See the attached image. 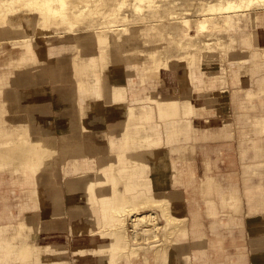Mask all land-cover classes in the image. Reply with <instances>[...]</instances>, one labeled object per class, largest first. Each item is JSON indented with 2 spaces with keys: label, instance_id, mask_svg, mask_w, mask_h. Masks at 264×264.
<instances>
[{
  "label": "bare ground",
  "instance_id": "bare-ground-1",
  "mask_svg": "<svg viewBox=\"0 0 264 264\" xmlns=\"http://www.w3.org/2000/svg\"><path fill=\"white\" fill-rule=\"evenodd\" d=\"M30 30L35 34H29ZM142 30L147 31L150 36L147 40L153 44L154 50L140 58L127 47L139 46L133 45L132 39ZM16 31H21V35L16 36L12 44L7 40L10 37L0 38V47L6 43L0 55V65L5 75L15 76V71L21 68L20 63L27 58L22 49L44 55L47 53L45 45H48L53 53V75L70 71L83 97L93 93L100 99L105 98V101L112 100L116 105L114 108L125 106L127 111L115 160L96 172L83 188L89 195L91 219L70 227L72 232L86 230L99 234L108 238V242L101 246L76 247V251H90L100 264H124V255L134 260L140 250H144L146 260L147 254L154 252L155 242L162 235L169 239L178 237V240L184 237L181 229L186 225V215L180 198L176 200L175 191L169 190L176 186L179 169L166 147H172L171 151L178 150L181 145L169 146V143L181 137L196 139L200 126L207 127L206 117L194 120L196 115L202 117L207 113V105L197 106L194 101L202 100L199 97L202 94L209 99L225 94L219 88V83L223 81L219 70L223 64L230 67L225 70L237 78V81H232L239 85L240 90L247 87L236 95L242 100L239 108L254 109L255 98L264 100V45L261 44L264 0H0V33ZM68 45L71 54L69 63H66L62 55L69 52L63 50ZM162 47L169 48L166 54L159 52ZM39 61L37 59L35 62ZM36 63V68L30 72L35 76L41 72ZM168 66L173 70L165 74L170 72L181 90H172L167 94L149 91L155 87L157 80L162 85V70ZM112 75L118 77L114 78L115 83H111ZM252 77L255 81L253 84ZM241 81L245 83L241 84ZM204 83L208 89L200 87ZM129 92L132 102L139 104L145 97L159 98L155 105L140 104L152 111L158 109V116L179 111L183 118L165 117L173 123L166 121L162 129L153 121H140L143 116L134 112L135 104L117 100ZM150 113L144 116L152 118ZM246 118L249 120L242 122L245 124L249 121L250 126L256 125V132L264 136V114L254 113ZM22 126L26 127L25 123ZM192 126L194 135L190 128ZM20 138L25 139L24 134ZM52 139L42 135L33 139L31 155L35 172L39 168L40 172L57 171L59 156L58 150L52 146ZM65 147L63 155L67 158L84 154L82 144ZM210 162V159L206 160L208 172ZM248 165L255 167L257 172L264 168L263 162ZM188 169L196 175L191 163ZM208 172L202 180L206 189H222L224 185ZM149 173H158L159 179L148 178ZM33 178H36L35 174L30 176V183ZM147 180L156 184L146 183ZM47 181L50 189L55 188L56 194L52 200L58 204L57 183L52 178ZM33 183H36V179H33ZM231 187L233 189L221 196V202L227 208L237 209L241 199L237 196L236 185L232 184ZM81 188L78 180L69 183L72 193ZM33 199L37 209V196H33ZM175 203L180 204L184 219L173 214L171 205ZM156 207L161 209V215L155 211H145ZM160 220L166 221L165 227ZM39 221L36 212L35 233L40 231ZM53 228L51 225L48 227ZM41 243L36 241L33 246L25 248L20 254L22 260L27 261L34 253L35 263L42 264L43 260L38 256L44 251L48 254L45 264H55L58 256L52 254L50 245ZM3 247L0 244V250ZM170 251H175L174 247ZM125 264H131L130 260L126 259Z\"/></svg>",
  "mask_w": 264,
  "mask_h": 264
},
{
  "label": "crops",
  "instance_id": "crops-1",
  "mask_svg": "<svg viewBox=\"0 0 264 264\" xmlns=\"http://www.w3.org/2000/svg\"><path fill=\"white\" fill-rule=\"evenodd\" d=\"M70 54L69 51L62 55L66 63H69ZM40 66L43 67L44 72L40 76L36 75L38 77L34 76L35 83H31L34 77L27 75L28 70L33 66L27 65L16 70L17 73L13 79H16L18 83L11 81L8 86L15 91L6 96L0 93V137L5 131L13 132L16 126L2 123L4 100L9 108L8 119L19 125L25 123L33 137L42 135L53 138L52 146L58 150L59 156H57V171L51 173L41 171L36 174L32 167L31 173V168L25 166L24 169V164L27 162L33 164L32 155L21 153L12 155V152L4 148L3 143L1 144L3 141L0 140V189H3L4 185L10 187L7 189L8 192L0 194V244L4 245L0 250V264H35L34 256L32 260L24 261L20 254L25 248L33 246L36 241L42 242L44 246H51L52 254L59 257L54 260L55 264H100L98 258L90 251L79 254L75 248L92 244L101 246L108 242V238L91 234L86 230L72 232L70 227L71 225L79 226L91 219L88 208L89 195L83 188L88 179L94 178L96 172L115 160L127 111L125 106L120 105L114 108L116 105L112 100L105 101L93 93L83 97L77 82L69 74L70 71L53 75L55 65H51L50 58L47 56L42 59ZM59 66L60 72L61 65ZM111 78V83H115L114 78L118 77L112 75ZM2 79L0 69V88L4 82ZM251 81L252 84L255 83L253 77ZM169 84L158 87L162 94L170 93L172 87ZM164 88L169 89L164 91ZM14 96H17V99ZM240 103L242 100L237 101V104L240 105ZM260 104L264 107V100L260 101ZM207 109V112L213 111L214 114H218L215 105H207ZM159 120L156 118V121L159 122ZM238 120L240 121V124L237 122L238 149L244 176L241 197L244 202L247 199L248 217L241 218V215H235L239 212L231 211L233 209L227 208L221 202V196L233 189L231 185L237 182L235 172L228 164L229 160L226 162L227 168L223 170V164L222 161H218L217 152L211 155L199 154L198 159H194L195 163H192L196 175L188 172L184 186L169 189L171 192L175 191L176 200L179 196L183 201L186 225L181 230L184 231L185 236L178 240V237L169 239L168 236L162 235L163 240L158 239L161 245L156 241L154 252L148 253L146 260L143 256L144 250H140L134 256V260L124 255L122 257L124 264L126 259H129L131 264H264V177L253 178L244 169L246 164L264 163V136L256 134V129L250 128L249 121L245 125L240 119ZM242 120L249 119L242 117ZM243 124L244 128H242ZM118 126L120 127L117 129ZM232 127L231 129L234 130V126ZM231 129L228 123L209 124L207 127L199 128L196 139L181 137L169 143V146H185L182 142L190 140H194L195 143L219 139L230 140L234 138L230 135ZM76 144L83 145V155L70 158L63 155V148H67L65 146L73 147ZM224 147L227 146H216L218 149H224L225 152ZM207 159L217 164V166L212 165L214 168L212 173L206 170ZM206 172L214 175L222 185H229V187L206 189L202 182ZM34 174L36 175V178H33L36 179L35 184L33 179L31 183L29 181L30 176ZM262 174L264 175V172ZM50 178L57 183L58 204L52 200V196L56 193L54 194L55 188H53L54 191L50 189L47 181ZM249 178L252 184L250 192L246 191V180ZM76 180L82 188L72 193L69 191V183ZM260 185L262 187H259ZM16 186L21 188V194L20 201L14 204L13 197L18 196L15 195L14 187ZM33 196H37V209L34 207ZM249 197H251V203H249ZM171 208L173 214L179 217L181 212L179 205L175 203L171 205ZM244 209L245 203L242 205V211ZM145 211H155L161 215L159 207ZM36 212L40 217L38 223L40 231L35 233ZM240 221L242 224L238 223ZM159 222L166 226L165 220ZM50 225L54 228L48 229ZM188 239L191 242L190 247L184 243ZM227 240L230 241L232 248H227L229 246L226 245ZM170 247L171 249L174 247L175 251L171 252ZM43 256L41 259L44 262Z\"/></svg>",
  "mask_w": 264,
  "mask_h": 264
},
{
  "label": "rangeland",
  "instance_id": "rangeland-1",
  "mask_svg": "<svg viewBox=\"0 0 264 264\" xmlns=\"http://www.w3.org/2000/svg\"><path fill=\"white\" fill-rule=\"evenodd\" d=\"M29 34L33 35V34H35V32L33 30H30ZM19 35H21V31H16V32H11V33L4 32L3 34L0 33V38L8 36L10 38H8L7 40H10L9 42H10V44H12L13 43L12 41H15L16 40L15 39L16 36H19ZM148 38H150V36L147 34V31L142 30L137 35V37H134L132 39L133 45L137 44L139 46L130 45L127 48L131 52H135L134 53L135 56L143 58V57H145V54H147V52H150V51L154 50V46H153V44L149 43V41L147 40ZM141 41H142L143 45L141 44ZM5 44L6 43L2 44L1 47H0V55H2L4 50H5L4 49L6 47ZM261 44L264 45V32L261 34ZM45 46H46L47 53L44 54V55L39 54L38 52L34 53L31 50L22 49V50H24L23 54L25 56H27V58H24L22 60V63H20L21 68L27 67V65H32L33 67H35V63H36L35 61L37 59H39L40 61L38 63H36V66L38 67L41 64L42 59L46 58V56H47V58H50V61H51V57L53 56V53L51 52V50L48 47V45H45ZM68 48H70V45H68L67 47L63 48V50L69 51ZM168 49H169L168 47H162V48H160V50H162V51L159 50V52H162L163 54H166ZM173 50H175V49H173ZM51 65H52V61H51ZM39 68L41 69V72H37V75L40 76V75L43 74L44 69L41 66ZM229 68L230 67L227 66V64H223L222 68L219 70V74L223 78L222 79L223 81L221 83H219V85H220L219 88H220V90H223L225 92V94H223L221 96H215L214 98H211V99L205 97L202 94V95L199 96L202 100H196V101L193 100L194 103L197 106H200L199 104H202V105H215L217 107V110H218V111H216V113H218V114H214L213 111H209V112L205 113V115L202 116V117L201 116L198 117L196 115L194 120L205 119V117H206V120H208L209 124L221 125V124L228 123L230 129H231L232 126H234V130L231 129V132H230L231 137H234V138H232L230 140L229 139L228 140H221V139H219V140H209V141L200 142V143H198V142L195 143L194 140H190L188 142L183 141L182 143H185L183 145H185L186 147L182 146V147L178 148V150H174L173 149L172 151H171L172 147H166V146L165 147L167 148V151L169 149L170 155L174 158V161L176 160L175 164L178 165L179 171L176 174L177 183H176L175 187H181V186L185 185V178L187 177V173L191 172V170L188 169V165L190 163L192 164L194 162V159L195 160H196V158L198 159V155L199 154H203V155L204 154H206V155L210 154L211 155L212 153L216 154V152H217L218 153L217 156L219 157L218 161H222L223 170H225L227 168V163L226 162L229 160L228 164L230 165V169L233 170V172H235V178H236V181H237L235 183V185L237 184L236 185L237 196L240 197V199H241L239 207L237 209L231 208V209H233L231 211L239 212L238 214H235V213L234 214L235 215H241V218H242V217H248V211H247L248 205L246 203L247 199H245V202H244L242 200V197H241L242 196L241 195V191L243 190V184H244V182H243V177L244 176H243V172H242L243 169H242V166H241V158H240L239 149H238V141H239L238 128H239V126H237V122L240 124V121L238 119H240L242 121V117L243 118H245L246 116L249 117V114H247V113H250V114L253 115L254 113L260 114V113L264 112V107L261 106L259 98H255L253 100V102L256 104V107L254 109H251V108H248V109L239 108L240 105L237 104V101L241 102V98L237 97L236 95H237V93H242L247 87L244 88V90H240L237 87V86H239V85L235 84V81H237L236 80L237 78L231 72L226 71ZM0 69H1L2 78H3L2 80L4 81L1 84L2 87L0 88V93L3 96H6L7 94H10V93L13 92L14 89H10V87H8V86L10 85L11 81H15L16 82V79L15 80L13 79L14 76L5 75L1 65H0ZM165 69H164V73H163L164 81H162V85H166V83H170L169 85H171V87L173 86L170 89V92H172V90H177V91L181 90V87H179L177 79L170 72H167L165 74L166 71H171V70H173V68H171V66H168ZM31 71L32 70L29 69L28 70L29 73L27 72V75H32L34 77L35 75L30 73ZM7 72H9V71H7ZM15 73H17V72L15 71ZM36 77H38V76H36ZM36 77H34V79L31 81V83H35V81H36L35 78ZM232 79H234L235 81H232ZM6 82H8V83H6ZM16 83H18V82H16ZM244 83H242V81H241V84H244ZM162 85L159 82V80H157V83H156L155 87L152 88V89H149V91H155V92L160 91L161 92V90L158 89V87L160 88V86H162ZM200 87L203 90H205L206 88L208 89V87H207V85L205 83L200 85ZM168 89L169 88H167V89L164 88V91H166ZM162 91H163V88H162ZM14 97H15V99L17 98L16 96H14ZM131 98H132V95L129 92V93H124V95L121 96V97H118L117 100L118 101H122V102H125V101L128 102L129 101L131 104H135L136 107H134V109H135L134 112L138 116H143L140 121H144V122L146 121L147 123H150L151 121H153L154 123H156V125H158L159 129H162V126L165 124L166 121H170L171 123H173L172 120H169V119H167L165 117H169L170 116L169 118H175V117H182L183 118V114L182 113L178 114L179 111H177L176 114L158 116L159 115L158 114V109L157 110L154 109L152 111L148 107L147 108H145V107L143 108L142 106H140V104L142 105V103H144V105L145 104L155 105L156 101L160 100L159 98L153 99V98L145 97L143 99L144 101L140 102V104H139V102H132L133 100ZM103 99L105 100V98H103ZM3 102H4V106H3V109H2L3 110V115H2V123H3V125H6L7 123H10V124H13V125H16V126H15V130L13 132L5 131L3 133V136L0 137V140L3 141V142H1V144L3 143L4 148H6L10 152H12V155H14L16 153L31 155V144H32L33 139L35 137H33L29 133L27 127H24L21 124L20 125L16 124V123L12 122L10 119H8L7 115L9 113V108L7 106V102L4 101V100H3ZM147 113L148 114L150 113V115H152V118L144 116V115H147ZM242 114H244V115L242 116ZM156 118L160 119L159 122L156 121ZM252 120H255V119L253 118ZM175 121H176V119H175ZM196 124L198 126L200 125L199 123H196ZM245 125L243 124L242 128H244ZM119 127L120 126H118L116 128L118 129ZM190 128L192 129V135H194L195 132H194L193 126L190 127ZM200 128H203V127L200 126ZM250 128L257 129V126L256 125H251ZM234 131L236 132V135H235ZM21 134H24L25 139L24 138H20ZM256 134L261 135L260 133H256ZM193 138L194 137H191V139H193ZM165 144H166V141L163 142V145H165ZM216 146H227V147H224L225 148V152H224V149H221V148L218 149V148H216ZM218 150H220L221 154H220V152ZM213 164L215 166H217L216 162L215 163L213 161L210 162V166L211 167H210L209 171L211 173L214 171V168L212 167ZM251 164L253 165V163H251ZM25 166H29L31 168V173H32V162H27L26 164H24V169H25ZM244 169H245V172H247L248 175L253 176V178L254 177H259L260 179H262V177H264V175L262 174V172H264V168L262 169L261 172H257L255 167H250L248 164H246ZM39 172H40V168L35 173L38 174ZM147 177L150 178V179L153 178L154 180L159 179L158 173H149V174H147ZM146 183H152V185L156 184L155 181L154 182H150V180H147ZM224 186L229 187V185H224ZM259 187H262V186L260 185ZM8 188H10V187L4 185L3 189H0V194L8 192L7 191ZM14 188H15V195H18V196H14L13 197V203L16 204L17 202L20 201L19 196L21 194V188L19 186H16ZM251 188H252L251 178H249L248 180H246V191L250 192ZM177 198H180V202L182 204V210H183V207H184L183 201H182L181 197L178 196ZM250 200H251V197H249V203H251ZM243 203H245V209L242 211ZM177 204L180 207V204L179 203H177ZM15 210H16V208H15ZM182 210H181L180 215H179L180 219L181 218H183V219L185 218L184 215L182 214ZM240 211H242V212H240ZM184 213H185V211H184ZM87 218L89 219V217H87ZM238 223L242 224L241 221L238 222ZM35 239H37V238L35 237ZM184 243L186 245H188V246L191 244L189 239L186 242H184ZM245 243H246V239H245ZM159 245H161V243ZM226 245H229V246H227V248H232V246L230 245V241L229 240L226 241ZM74 251H75V249H74ZM39 254L41 256H43V255L46 256L45 258L43 256L44 260L48 258V254H46L44 251H41ZM40 255L38 256L39 258H41ZM33 256L35 257L34 253H32L30 255L29 260H32ZM58 258L59 257H57L55 259H58ZM35 260H36V257H35ZM45 263H46V260L42 264H45Z\"/></svg>",
  "mask_w": 264,
  "mask_h": 264
}]
</instances>
